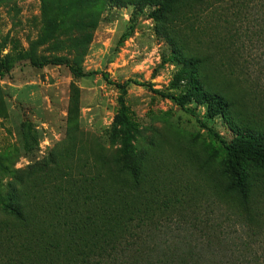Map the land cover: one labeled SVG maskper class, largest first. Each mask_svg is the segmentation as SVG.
I'll return each mask as SVG.
<instances>
[{"label": "rangeland", "instance_id": "obj_1", "mask_svg": "<svg viewBox=\"0 0 264 264\" xmlns=\"http://www.w3.org/2000/svg\"><path fill=\"white\" fill-rule=\"evenodd\" d=\"M152 10L139 0H0V214L8 183L41 162L53 163L50 177L19 185L20 202L35 197L59 202L66 196L80 211L88 194L99 200L100 186L133 181L117 175L123 139L115 119L123 106L130 165L140 170L144 201L156 214L204 217L221 225L233 250L240 238L259 250L249 240V221L239 215L264 216V169L245 165V209L227 188L226 157L207 130L172 101L132 83L118 88L102 76L179 94L181 89L170 87L180 71L177 51H206L235 29H245L244 11L237 8L239 15L227 14L226 21L199 15L183 23L181 9L172 19L184 36L175 37L174 48L158 32ZM214 50L235 74L245 56L248 71L237 82L247 92L226 119L209 125L227 140L234 137L231 126L264 133V41H247L238 53ZM226 54L232 56L229 62ZM73 68L98 74L80 77ZM196 109L204 116L203 107Z\"/></svg>", "mask_w": 264, "mask_h": 264}, {"label": "trees", "instance_id": "obj_2", "mask_svg": "<svg viewBox=\"0 0 264 264\" xmlns=\"http://www.w3.org/2000/svg\"><path fill=\"white\" fill-rule=\"evenodd\" d=\"M139 2L153 8L151 16L161 26L158 32L174 48L177 46L175 37L184 36L172 19L181 9L180 21L183 23H189L192 17L199 15H211L226 21L227 14L239 15L237 8L244 11L245 29H235L228 39L212 42L206 51L196 49L193 55L177 51L180 71L170 87L181 89L179 94L155 89L149 82L112 83L105 74L102 76L121 89L131 83L144 87L172 101L193 117L219 144L226 157L227 188L242 199L247 209L249 188L245 165L251 163L264 169V133L241 132L231 126L234 137L227 140L208 122L226 119L230 106L239 102V96L247 92L241 90L237 82L238 77L242 74L244 78L248 71L245 56L240 57L243 61L239 69L241 73L235 74L214 49L221 46L230 53H238L246 49L247 41H264V0ZM226 57L228 62L232 58L231 54ZM72 71L80 77L98 74L74 68ZM0 76H4L1 67ZM192 105L203 107L204 116ZM115 123L116 127L120 126L123 139L117 175L130 177L133 181L100 186L99 200L96 201V194H88L84 208L79 207L81 210L78 211L76 202L72 204L66 196H62L59 202L44 203L43 200L37 201V197L34 201L24 199L20 202L18 186L37 176L49 178L53 163L48 161L30 166L24 172L26 176L19 173L7 186L4 214H0V264H264V232L259 231L264 225L263 215H239L242 220L249 221L246 224L251 231L249 240L254 239L262 251L258 255L259 250L253 243L244 242L243 238L233 250L224 232L219 231L221 225L210 223L204 217L156 214L149 202L144 201L147 198L141 189L140 170L130 165L134 159L127 143L129 125L123 106Z\"/></svg>", "mask_w": 264, "mask_h": 264}]
</instances>
